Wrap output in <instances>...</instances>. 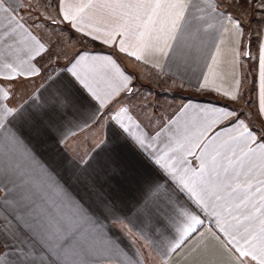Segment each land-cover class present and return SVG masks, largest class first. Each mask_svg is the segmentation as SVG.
<instances>
[{
	"label": "snow or ice",
	"instance_id": "6c2138e0",
	"mask_svg": "<svg viewBox=\"0 0 264 264\" xmlns=\"http://www.w3.org/2000/svg\"><path fill=\"white\" fill-rule=\"evenodd\" d=\"M53 3L55 15L49 0H0V264H145L113 238L117 226L141 248L147 242L160 264H264V39L253 55L250 25L232 10L247 15L250 6L264 22V0ZM42 21L67 25L115 54L81 51L60 65L63 32L46 26L42 39L33 30ZM116 54L183 73L201 64L197 91L232 102L243 98L245 58L254 60L255 119L246 122L228 106L184 104L149 134L124 103L136 77ZM101 126L111 128L110 138L85 156L67 154L70 137ZM29 137L87 191L108 184L144 195L131 207L115 196L86 204ZM181 252L187 259L173 261Z\"/></svg>",
	"mask_w": 264,
	"mask_h": 264
},
{
	"label": "crops",
	"instance_id": "0c3cea01",
	"mask_svg": "<svg viewBox=\"0 0 264 264\" xmlns=\"http://www.w3.org/2000/svg\"><path fill=\"white\" fill-rule=\"evenodd\" d=\"M49 4L52 5L50 10L52 14L55 15L53 0H49ZM232 10L250 25V27H246L245 29L246 43L249 40L252 42L250 47L253 55H255L260 40L264 39V22H262L259 29L258 25L260 23L258 24L257 19L259 15L253 16V10L250 6H248L247 15H242L240 10L236 7H233ZM21 15H23V13H21ZM25 20L29 25L33 23V20H29L26 16ZM46 26L49 28V31L55 30L58 33L61 31L63 32V37L61 39L62 44L58 43L56 48H74L64 58H61L59 55L60 65L68 63L76 53L81 51H88L92 54H115L114 48L103 45L100 41L92 40L91 38L85 39L80 33L75 32L67 25H60L59 27L54 25L48 26L46 21H42L40 27L33 30L44 40L48 39L44 32ZM53 39H55V37H53ZM116 55L121 62V66L136 77L133 81L136 91L131 97L126 98L124 103L129 104L132 108L133 115L142 125L145 126V130L148 131L149 134H155L161 125L171 119L184 104L200 106L215 104L218 106H228L232 109H239L241 118L245 119L246 122L248 119H255L258 104L257 90L259 85L256 79V68L254 67L256 61L254 60H248L245 58L244 66L241 69V91L243 93V98L238 102H232L214 92L203 90L197 91L196 84L198 81L195 77L200 74L199 69L202 67L201 64L193 65L192 72L183 73V70L178 72L175 67H169L163 61H161L164 65L162 68L154 69L135 61L131 57L124 56L123 54ZM181 75L184 76V79H181ZM39 83L40 80L37 79L33 86H38ZM181 84L183 87L180 86ZM28 91H31V89ZM249 102L255 103V109L253 111L247 107ZM257 123H260V121L257 120ZM110 134L111 128L107 126L88 129L85 132L79 133L76 137H70L65 151L68 155L76 158L85 156L90 154L93 145L97 143L101 137L107 136L110 138ZM28 139L30 146L40 159L55 167L59 176L68 185L72 193L78 198H83L86 204L95 207L98 203L99 196H115L123 199L125 204L128 207H131L135 204L136 200L141 199L144 195V193L139 190L114 192L112 187L108 184H103L102 187H99L93 192H89L85 189L83 184L75 183L69 179L70 172L66 171L62 164L53 163V157L47 146L43 145L35 138L29 137ZM161 147H163V145H161ZM126 154L130 155L128 152H126ZM102 155L103 154H101V157ZM101 157H98V159ZM55 159L56 161H59L60 157H56ZM194 210L199 213V209ZM200 214L202 215V213ZM206 219L209 221L212 220L211 217H207ZM110 231L120 247L134 260L137 259L136 253L140 252L141 256L144 257L145 264H160V257L151 247L148 246L147 242H145V247L141 248L140 244L137 243L126 230L122 231L119 226L111 228ZM133 231L135 230L133 229ZM212 231H216L214 225ZM203 234L205 237L210 235L207 225L203 228ZM199 239H201V237H197V240ZM193 243H195V241H193ZM212 244L219 251V245L214 238ZM189 247H191V245H189ZM145 248L147 249V252H145ZM184 251H187V249ZM182 258L184 260L187 259L184 257V252H181L177 257H173L172 260H180ZM221 258L226 257L222 256Z\"/></svg>",
	"mask_w": 264,
	"mask_h": 264
},
{
	"label": "rangeland",
	"instance_id": "374dc122",
	"mask_svg": "<svg viewBox=\"0 0 264 264\" xmlns=\"http://www.w3.org/2000/svg\"><path fill=\"white\" fill-rule=\"evenodd\" d=\"M257 19H258V24L260 23L258 25V28L260 29V25L262 24V18H261V16H259ZM59 44H62V41L61 40L59 41ZM73 49L74 48H56V52L59 53V55H60L61 58L62 57L64 58ZM247 107L253 111L255 109V103L254 102H249L248 105H247Z\"/></svg>",
	"mask_w": 264,
	"mask_h": 264
}]
</instances>
